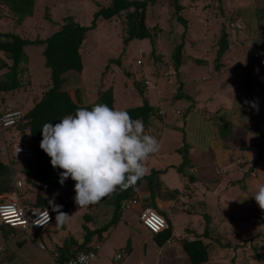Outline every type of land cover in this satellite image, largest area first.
<instances>
[{
	"label": "crops",
	"instance_id": "obj_1",
	"mask_svg": "<svg viewBox=\"0 0 264 264\" xmlns=\"http://www.w3.org/2000/svg\"><path fill=\"white\" fill-rule=\"evenodd\" d=\"M44 1L37 0L33 16L22 22L10 14L18 27L30 24L35 29V36L30 40H44L58 31L57 26H47L48 20L31 21L38 15L44 20L46 7L52 19L50 24L58 25L63 21L65 14L58 10L57 0H51L48 6L40 5ZM166 1L172 0H161L160 4ZM177 1L181 6L179 15L185 20L204 22L197 24L200 28L193 29L199 32H193L194 41L187 28L183 75L178 74L181 67L175 68L172 50L157 45L153 53L148 40H139L145 44L137 46H133V40L119 51V55L126 54L120 59L124 73L117 65L120 77L113 78L111 61L116 59L113 54H117L112 50L114 45L94 44L84 51L91 35L100 33L101 36L102 31L110 29L116 34L120 31L117 27L112 28L114 25L109 20L100 19L97 28L87 33L80 48L82 72L66 76L64 85L72 101L80 106L97 103L100 92L110 88L114 95L113 107L117 110L143 106L146 99L153 112L147 124L139 120L143 122L145 133L155 137L159 144V150L143 162L145 175L130 186L138 189L126 201L132 199L130 208L122 209L119 219L106 232L92 238L90 246L99 244V249L91 264H194L184 246L195 241L207 256V261L202 264H256L253 259L256 250L253 249L259 248L254 244L244 248L242 244L264 235V225L256 221L264 211L253 197L258 186L264 184V49L261 47L264 46V0ZM86 3L92 10L89 13L83 11L87 14L85 21L93 20L98 5H108L110 0L103 3L86 0ZM10 27L3 22L0 34L10 33ZM223 32L227 34L229 49L219 61L218 49L206 54L197 53L208 50L212 39L219 41ZM44 49L45 45L38 44L25 47L27 63L22 74L25 85L10 93V101L24 111L38 103L51 85ZM139 49L143 51L141 65L137 63ZM103 52L109 55L108 65H105ZM159 52L161 59L157 58ZM247 59L251 63L242 66ZM8 62L6 54L0 51V79L7 72L5 63ZM96 65L93 75L89 70ZM220 67L222 70H217ZM247 67L258 68L259 72ZM244 68L248 69L247 73H242ZM101 69L105 72L102 78ZM208 71L214 73L212 84H202ZM198 73L201 75L196 76ZM246 100L258 101V111L245 104ZM1 148L0 142V161L5 163V151ZM70 181L71 188L75 187V182ZM67 184L58 190L59 193H54L52 200L56 204L64 201L67 205L63 208L64 214L77 206L74 202L76 193ZM66 186L71 190L63 189ZM28 194L32 197L27 202L31 203L36 200V194L49 198L48 193L31 194L28 191ZM61 194L68 199H58L57 195ZM103 204L100 201L90 205V209L84 207L86 211L81 208L83 215L78 218L82 221L81 232L74 230L71 223L63 226V236H60V228L51 224L33 235L31 231H7L6 228L4 235L5 231L1 230L0 264H57L69 242L71 247L65 251L66 256L78 252L86 241L85 226L94 229L112 222L109 205H106V217H100ZM147 209L157 211L167 220L168 228L161 234L153 235L140 221L141 211ZM87 210L95 215L85 213ZM88 215L91 219L86 220ZM40 244L45 248L42 249ZM120 253L122 258L116 261Z\"/></svg>",
	"mask_w": 264,
	"mask_h": 264
},
{
	"label": "trees",
	"instance_id": "obj_2",
	"mask_svg": "<svg viewBox=\"0 0 264 264\" xmlns=\"http://www.w3.org/2000/svg\"><path fill=\"white\" fill-rule=\"evenodd\" d=\"M36 1L37 0H2V3L8 7L10 13L14 17L18 18L19 22H22L25 18L32 16ZM172 1L175 8V12H173V14L185 28L183 29L182 34H179L178 32L174 33L173 28L171 31H169V33L167 32L165 34L164 31H161L162 35L159 32L157 36H162L163 40L159 39V42H163V44L167 43V46L172 48V51H174V53H172V59L174 60L175 68L178 70L185 62V40L187 39L188 23L182 16L179 15L178 11L181 10V6L179 5L178 1ZM156 2L157 0H110L108 5H98L99 10H97V12L94 14V18L89 26H83L80 23L74 21L72 17H66L65 23L60 27V29L52 36L44 40H27L15 33L0 34V51H3L6 54L8 60H10V63H5L7 72L5 73L3 79H0V116L3 114L1 112H4L8 106L17 110V107L14 105V103L10 101L12 100L10 93L25 85L22 74L25 71V64L27 63V55L25 54L26 46L30 44L45 45L43 55L46 59V67L50 69L51 73L50 88L45 92L42 99L27 111L21 109V119L15 124L2 129V132L6 128L11 130L12 133L16 132L26 140V143L22 145H16L13 148V151L17 146L29 147L32 156L30 158H23L13 154L8 164L0 161V193H9L13 191L14 187L11 184L13 180V167L23 173L26 181L34 187L33 189L45 190L46 187H49L54 193H56L60 188H62L63 185L59 183V172L62 170H54L51 165V158L40 148V143L43 138V125L45 123H52L55 125L59 123L60 120L65 116H74L76 111L82 107H87L88 110H91V108L97 104H105L109 108L114 109V95L113 89L111 88L100 92L97 103L93 105L80 106L72 101L68 90L64 85L67 74L82 72L83 66L80 48L87 33L97 28V22L100 19H106L113 23L111 20L120 19L121 21V18H124V23L129 27L128 33H126V35L123 37L124 45L127 46L135 39L148 40L153 46L154 53V48L159 45L157 44V40L156 43L154 42L156 30L154 31V28H149L146 26L145 12L149 5H154ZM45 19L52 21L48 9L45 13ZM163 34L167 35V37H163ZM178 35L181 39L180 42L176 41ZM218 43L219 48L217 50V60L219 61L226 50L229 49V41L225 32L220 35ZM157 58L161 59L160 52L158 53ZM112 62L118 66L121 65V61L119 59H114ZM125 111L129 113L133 120L142 119L146 124L148 123L153 112L146 99L143 106ZM28 144L30 145L26 146ZM64 184H66V182ZM29 192L31 191L29 190ZM131 197H133V194L130 187H128L126 190H121L118 187L113 194L102 198L101 201L104 202V210L100 217H106V205H109L113 213L112 222L110 221V223L106 224L105 226L94 229L85 226L86 241L80 246V250L76 253H73L72 255L66 256L67 253H65V251L71 247V242H69L67 246H64L63 254L58 259L57 264H63L79 252H95V246H90L92 238L95 235H102L103 232H106L119 219V214L122 212V205L126 203L128 198ZM57 198L61 199L60 197ZM32 204L38 207H52L55 209V212L61 211V209L57 211L55 203L51 204L49 198H45L39 194H36V200ZM56 205L63 206V208L67 206L64 204V201H59V204ZM89 219H91V217L88 215L86 220ZM256 221L264 225V213H260ZM5 228L7 231L10 230L8 227L0 225V231H5L4 235H6L7 232ZM152 234L159 235L161 233ZM243 244H245L243 245L244 248H246L248 245L254 244V246L258 247L259 249H263V251H259V249L255 248L253 251L256 250V252L254 251L256 257L264 263V235H258L250 238ZM184 248L194 264H202L207 261V256H205L203 251H201L197 241L186 243Z\"/></svg>",
	"mask_w": 264,
	"mask_h": 264
},
{
	"label": "clouds",
	"instance_id": "obj_3",
	"mask_svg": "<svg viewBox=\"0 0 264 264\" xmlns=\"http://www.w3.org/2000/svg\"><path fill=\"white\" fill-rule=\"evenodd\" d=\"M245 104H250L258 111V101L246 100ZM17 110L22 112L21 109ZM0 132L4 138L3 132ZM42 134L40 148L51 158L53 169L62 170L59 172V183L64 185L69 178L75 182L74 202L79 209L100 202L118 187L126 190L135 185L145 175L143 162L159 150L157 139L145 133L141 120H133L128 112L114 110L105 104H97L91 110L79 108L74 116H65L55 125L45 123ZM7 144L8 147L12 145L10 141ZM8 147L6 145L5 148ZM0 195L8 196L1 199L5 202L12 198L8 193ZM13 195L17 197L16 192ZM253 197L264 211V184L258 186ZM19 200L28 206H35L21 198ZM49 200L52 204L53 198ZM68 218L64 213L58 214L57 226ZM0 225L10 230H20L9 223Z\"/></svg>",
	"mask_w": 264,
	"mask_h": 264
},
{
	"label": "rangeland",
	"instance_id": "obj_4",
	"mask_svg": "<svg viewBox=\"0 0 264 264\" xmlns=\"http://www.w3.org/2000/svg\"><path fill=\"white\" fill-rule=\"evenodd\" d=\"M93 1H96L98 3L99 2L103 3V2H105L107 0H93ZM160 1L161 0H157V2L154 5H149L147 7L146 12H145V23H146L147 27L154 28V31L156 30L154 42L156 43V40H157V44H159L161 46H164V48H166L168 50H172V48H170V47L167 48L166 47L167 43H164V45H163V42H159L160 41L159 39L163 40V38H162V36L158 37L157 34L159 32L161 33V31H164L165 34L167 32L169 33V31H171V29H173V28H174V31H173L174 33L178 32L179 34H182L183 29L185 27L183 26V24L181 22H179L176 19V17L173 14V12H175L173 1H171V2L166 1L165 2L166 4L165 3H161L160 4ZM51 2H52L51 0H45L44 2H41L40 5L48 6V5L51 4ZM69 2H71V3H69ZM57 3H58V10L62 11L63 14H65L64 17H63V21L58 23V25L50 24V23H52V21H48L47 22L48 23L47 26H57V27L60 28L65 23V18L66 17H72L75 21L81 23L82 25L88 24L86 26H89L91 24L92 19L91 20L90 19H86V21H85V18H86L85 15H87V14H85L83 12V11H88V13H89L92 10L91 9L92 6H90L89 3H86V0H69V1L68 0H57ZM184 7H187V6L185 5ZM47 9L48 8L46 7L45 11ZM0 10H1V12H0V18H1L0 19V25H3V22H4V25H10L11 26L10 27V30H11L10 33L18 34V35L24 37L27 40L29 38H34L35 35L33 34V31L35 29L33 30V27L30 24H28L27 26L18 27L16 25V23L14 22V18H12V16H11L12 14L10 13L8 7L2 3V0H0ZM43 10H44V7H43ZM32 16H33V14H32ZM32 16H29L28 18H30ZM177 16H178V14H177ZM40 17H41V15H38L37 17H35L34 21H33V19L31 21L36 23L38 21L42 22V21H46L47 20V19L41 20ZM158 17H160V19H158ZM90 18H92V17H90ZM224 20L225 19H222V20L218 19V21H224ZM111 21H113L112 24L114 25V26H112V28H116L117 27L116 29H119L121 33L117 32V34H116L112 29H110V30L102 31L103 34L101 36H100V33H98V35L97 34L91 35L90 36V40L85 43L86 47H85L84 51H86L91 46H94V44H97V45H104V44L108 45L109 44V47L111 45H114V47H112V50H115V52H117V54H113V56L116 57V59L120 60L124 56H126V54L119 55V51L122 50V48L124 49L123 37L126 35V33H128L129 27L127 26V24L124 23V21H125L124 18H121V21H120V19H114V20H111ZM122 21H123V23H122ZM186 21L188 23L187 24L188 25V33L192 37L191 41H194L195 39H193V35H195V34L193 32L195 30L193 31V29L200 28L199 26H197V24H199V23L201 24V23H204V22L203 21L191 20V19L190 20H186ZM34 23L32 25H34ZM59 28L56 29V31L59 30ZM56 31H54V32H56ZM195 32H196V34L199 33L198 31H195ZM42 34L47 36L46 32L42 31ZM161 35H162V33H161ZM197 36H200V35H197ZM163 37H167V35L163 34ZM180 40H181L180 36L178 35V38L176 39V41L180 42ZM185 41H186V44H187V39ZM133 42H134L133 46H137L138 44H145L144 42L136 40V39ZM198 43H199V45H202V43H200L199 40H198ZM211 44H212L211 47H209V43H208V47H209L208 50L204 49V52L199 50L197 53L198 54H206V53H210V51H212V50L215 52L218 49V47H219V43H218V41H216L213 38ZM261 47L264 49L263 45ZM34 49L36 50L37 48H34ZM115 52H113V53H115ZM171 52L174 53V51H171ZM258 52H259V50H258ZM103 53H105V52H103ZM227 54H229V53L227 52ZM103 55L105 56V60H104L105 61V65H108V62L110 60V58H108L109 55L107 53H105ZM36 58L39 59L40 56H37ZM208 58H210V57L208 56ZM171 61H172V59L170 60V62ZM250 63H251V60L247 59V61H245L242 66H247ZM82 66H83V63H82ZM97 66L98 65L93 66V67L89 66L90 67L89 71L93 72V75L96 74V69L95 68ZM111 66L114 68V76H113V78L118 79L120 76L118 75L119 71H118V68H117L118 67L117 64H115V63H113L111 61ZM121 66L122 65L119 66V68H120L119 70H121L123 72L124 67H121ZM214 66H216L215 63L213 65V67ZM184 67H185V65L183 64L181 66V68L179 69V71H178L179 73L178 74L183 75L181 73V69H183ZM247 68L249 70H254L255 72L256 71L259 72L258 68H256V69H251L252 67H247ZM247 68H244L245 70L242 73H247V70H248ZM88 69H87V71H88ZM102 69H101V71H102ZM237 69H238V73H240V69L239 68H237ZM34 70L36 71V68H34ZM217 70L221 71L222 67H220V69H217ZM104 73L105 72H103V71L101 72V78H102V76H104ZM235 73H237V72H235ZM200 75H201V73H198L196 76H200ZM212 76H214V73L211 72V71H208L207 74H206V80L204 82H202V84L207 83V82L212 84V78H213ZM216 76H218V74ZM88 77L90 79L93 78V76L90 73H88ZM228 82H230V80H228ZM108 86L109 85H107V87ZM8 108H10V107H8ZM17 109H20V108L17 107ZM114 110H117V109L114 108ZM3 137H4V139L2 138V134L0 132V142L2 143L1 150L5 151V153L3 155L4 156L3 158H4L5 163H9V160H10V158H12L13 154H15V156H17L16 153H14L13 148L16 145H22V144L26 143V140L24 139V137H22L20 135H17L16 132L12 133V131L7 129V128L3 130ZM3 140H6V141H3ZM7 141H12L13 144L11 145V147L5 148L6 145H7ZM29 145L30 144H28L26 146H29ZM12 173H13V175H12V179L13 180H12L11 184L14 187V189H13V191L9 192L8 195H13L16 192L17 193V197L23 199L26 203H27V201H29L30 197H32L31 195L29 196V194H28L29 190L31 191V193H33V191H34L35 193H43V194L47 195V191L46 190H41L42 191L41 192V191H38L36 189H33L34 187L30 183H28L26 181L23 173L20 170H18L15 167H13L12 168ZM70 180H71V178H69L66 181V183H68L67 185H68L69 188H71V186H72V181H70ZM69 188H67V186L63 187V189H65V190L67 189L68 191H70L71 189H74L75 187H73L71 189H69ZM61 192L63 193V191H61ZM6 195H4V196L6 198H8V196H6ZM12 197H16V196L13 195ZM48 197L50 198V195ZM57 197H60L61 200L68 199V198H66V196L64 197L62 194L61 195H57ZM72 197H74V196H72ZM55 207L57 208V211L59 209H61V211H59V212H55L54 211L55 212V214H54L55 219H54V222L51 225L57 226L56 218H57L58 214L63 213V209H62L63 206H58V205L55 204ZM87 207H88V209H90V206H87ZM82 209L84 210L85 208H82ZM82 209L81 208L79 209L78 206H73L65 213L69 218L62 225L57 226V227L60 228V236H63V226L65 224L70 225V223L73 225L74 230H76L77 232H81V223H82V221H81V219L79 220L78 218H81V215H83V211H81ZM85 211H86V209H85ZM85 213H87L89 215H95V212H90L88 210ZM105 223H107V221ZM258 233H254L253 235L258 234ZM31 234L33 235L34 233L31 231ZM68 236L64 235V237H66V238ZM30 240L31 239L28 238V241H30ZM242 245H245V244H242ZM249 246H251V245L246 246V248L249 247ZM261 248H262V246H261ZM259 251H263V249H259ZM253 259L256 262V264H264L257 257H255ZM229 261H230V259H229ZM229 261H228V263H230Z\"/></svg>",
	"mask_w": 264,
	"mask_h": 264
},
{
	"label": "built area",
	"instance_id": "obj_5",
	"mask_svg": "<svg viewBox=\"0 0 264 264\" xmlns=\"http://www.w3.org/2000/svg\"><path fill=\"white\" fill-rule=\"evenodd\" d=\"M1 12V11H0ZM140 58L137 60V63L141 65L142 61V49H139ZM148 82H145L147 85ZM10 107V106H8ZM0 116V131L4 127L15 124L22 117V112L20 110H15L13 108H7ZM9 145L7 144V147ZM15 153L17 156L23 158H30L32 156L31 150L29 147L19 146L15 149ZM137 187H132V192L134 194L137 193ZM5 196L0 195V224H10L22 231H32L38 232L51 224L54 220V211L49 207H36V206H28L24 204L19 198H11L8 202L1 201ZM132 199L127 203L122 205V209L128 210L130 208V203ZM140 221L143 225L153 233L162 232L167 228L166 219L157 211L147 209L141 211L139 215ZM40 223V224H39ZM42 249L45 248L43 244H40ZM95 249H99V245H95ZM79 252L71 259L67 260L63 264H91L94 258L96 257L97 252ZM122 258V254H118L116 256V261H119Z\"/></svg>",
	"mask_w": 264,
	"mask_h": 264
},
{
	"label": "water",
	"instance_id": "obj_6",
	"mask_svg": "<svg viewBox=\"0 0 264 264\" xmlns=\"http://www.w3.org/2000/svg\"><path fill=\"white\" fill-rule=\"evenodd\" d=\"M46 191L49 193V195H50V197H51V199L53 198V190L51 189V188H49V187H46Z\"/></svg>",
	"mask_w": 264,
	"mask_h": 264
},
{
	"label": "bare ground",
	"instance_id": "obj_7",
	"mask_svg": "<svg viewBox=\"0 0 264 264\" xmlns=\"http://www.w3.org/2000/svg\"><path fill=\"white\" fill-rule=\"evenodd\" d=\"M101 258V257H100ZM109 258V257H108Z\"/></svg>",
	"mask_w": 264,
	"mask_h": 264
}]
</instances>
